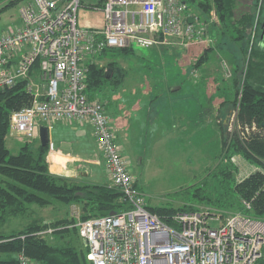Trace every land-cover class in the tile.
I'll list each match as a JSON object with an SVG mask.
<instances>
[{
	"label": "built area",
	"instance_id": "1",
	"mask_svg": "<svg viewBox=\"0 0 264 264\" xmlns=\"http://www.w3.org/2000/svg\"><path fill=\"white\" fill-rule=\"evenodd\" d=\"M21 1L19 24L0 35V90L25 79L32 102L11 113L8 135L31 140L41 126L50 131L58 121L88 122L106 161L110 185L118 187L122 201L130 205L118 213L78 219L90 263L257 264L264 255V219L200 206L177 211L165 220L147 208L145 194L116 142L104 102L91 98L86 90L88 64H98L96 56L106 49L134 43L146 47L200 43L199 21L188 3L103 0L101 6L93 5L103 12V26L84 28L78 24L82 0ZM238 109L227 121L229 130L236 128L241 135L257 130L255 123L242 128ZM48 146V152L55 149L50 137ZM240 157L231 156L238 171ZM257 169L253 165L241 179ZM242 202L251 207L249 201ZM54 230L48 227L36 234L45 236ZM16 258V264H33L24 250Z\"/></svg>",
	"mask_w": 264,
	"mask_h": 264
},
{
	"label": "trees",
	"instance_id": "2",
	"mask_svg": "<svg viewBox=\"0 0 264 264\" xmlns=\"http://www.w3.org/2000/svg\"><path fill=\"white\" fill-rule=\"evenodd\" d=\"M3 1L5 4L0 7V13L20 0H0ZM185 1L189 6L199 7L205 16L214 10L219 24L215 29L218 37L215 36L214 46L205 49L194 65L199 67L205 61L208 62L211 50L223 51L231 63L229 87L232 96L219 107V126L222 130L220 157L223 160L210 171L213 182L204 180L194 185L190 201L179 207L167 203H147V208L165 220L172 213L197 210L200 206H210L224 212L239 211L264 219V40L259 33L262 29L261 20L253 32L254 11L248 10L232 18L231 0ZM252 1L253 7L260 10L262 15L264 1ZM102 4L103 0H99L95 5ZM109 51L114 54L106 65L88 64L86 90L91 98L108 88L119 90L125 76L117 72L119 62L114 56L135 53L133 47H124L106 49L101 55ZM109 69L111 72L108 77ZM31 102L32 95L26 90L25 79L0 90V264H16V255L22 250L35 264H91L84 239L82 246H76L73 241L81 237L78 219L118 213L130 205L122 201L121 190L109 183L80 180L51 172L47 160L49 146L42 145L35 138L25 140L18 152H12L6 141L10 115ZM237 106V120L242 128L255 123L257 130L244 135L236 128L229 130L225 121L229 120V115ZM233 154H239L260 169L238 180V166L231 161ZM54 199L68 205H78L79 216L49 221L37 217L21 229L9 233L2 231L11 217L34 213V204L44 207L51 205ZM243 200L249 201L251 207L247 208ZM48 227L55 228L49 235L51 239L48 234H36ZM257 264H264V255Z\"/></svg>",
	"mask_w": 264,
	"mask_h": 264
},
{
	"label": "rangeland",
	"instance_id": "3",
	"mask_svg": "<svg viewBox=\"0 0 264 264\" xmlns=\"http://www.w3.org/2000/svg\"><path fill=\"white\" fill-rule=\"evenodd\" d=\"M21 3L20 0L0 13V35L19 24ZM98 3L99 0H82L78 11L79 26L84 28L103 26V12L93 6ZM4 4L5 1L0 2V7ZM231 8L232 18L238 17L248 10L254 11L256 17L255 26L252 28L253 32H255L254 29L258 25V21L261 20L260 27L262 29L259 33L264 40V6L262 15L260 10L253 7L252 0H231ZM190 11L199 21L198 26L201 28L202 39L200 43L195 44L196 46H183L175 43L168 46L160 45L161 47L157 45L146 47L134 43V54L115 53L114 56L119 62L118 71H116L125 76L119 90L164 91L167 93V100L183 102L179 108H183L184 112L191 114V121H186L184 129L179 130L183 133L173 132V129H170L169 132H173V135L176 136L165 137L161 144H151L156 139L150 137L145 147L143 145L138 148L141 152L139 156H142L143 162L136 166L135 172L134 170L133 172L138 177V187L144 192L146 202L151 205L167 203L179 207V205L190 201L189 196L194 185L200 184L204 180L213 182L210 171L223 160L220 157L222 130L219 126L221 119L219 107L222 102L232 96L229 87L232 72L231 63L223 51H217V53L215 50H211L208 62L205 61L199 67L194 65L205 49L210 45L214 46L215 36L218 37L215 29L219 24L214 10L205 16L199 7L191 5ZM113 54L112 51H109L105 55L96 56L97 63L106 65ZM182 80L186 84H183V89H178L183 83ZM187 80H189L188 83ZM113 93H116L115 90L112 91L108 88L97 94V97L106 103V111L110 109L107 102H112ZM165 108L161 114H164ZM207 108L210 112L206 111ZM173 116L174 113L168 117L167 127H175V124L178 123V114L175 118ZM172 118L174 121L176 120L175 124ZM224 118L226 119L227 116ZM232 128H235V123L232 124ZM54 132L53 136L56 139ZM35 139L37 142L40 141L39 133ZM25 140L27 139L9 135L6 138L8 146L14 153L19 151ZM238 161L242 167L240 171H236V178L239 180L245 170L249 171L253 165L244 160L242 156ZM32 208L34 213L11 217L2 231L9 233L21 229L37 217L55 220L61 217H78L80 212L78 205H68L57 199H54L51 205L40 207L34 204ZM49 238L51 239L50 236ZM73 241L76 246L83 245L82 237L75 238Z\"/></svg>",
	"mask_w": 264,
	"mask_h": 264
},
{
	"label": "crops",
	"instance_id": "4",
	"mask_svg": "<svg viewBox=\"0 0 264 264\" xmlns=\"http://www.w3.org/2000/svg\"><path fill=\"white\" fill-rule=\"evenodd\" d=\"M195 44L197 43L189 46L194 47L196 46ZM158 46L161 47L160 45ZM182 81L183 83L180 84L178 89L184 88L183 84L186 83H184V80ZM186 82L188 83L189 80ZM115 92L111 97L112 102H107L110 109L106 112L111 118L120 151L129 160L130 172L138 179L134 173L135 167L143 162L142 156H139L141 152L138 148L143 145L145 147L150 137L156 139L151 144H161L165 137L176 136L173 135V132L183 133L179 130L184 129L186 121H191V114L184 112L183 108H179L183 102L178 103L167 100V93L164 91L118 90ZM104 104L106 110V103ZM164 107H166L164 114H161ZM206 111H208V108ZM172 113H174L173 118L178 114V123L175 124L176 120L174 121L172 118L175 127H167L168 117ZM181 114L182 117H180ZM170 129H173V132H169ZM53 132L56 133V139L53 136ZM49 137L55 146V149L47 154L51 172L80 180L86 179L98 183H111L103 153L94 135L93 127L88 122H55L49 131ZM41 219L46 221L53 220L52 218ZM51 234H48V236Z\"/></svg>",
	"mask_w": 264,
	"mask_h": 264
},
{
	"label": "water",
	"instance_id": "5",
	"mask_svg": "<svg viewBox=\"0 0 264 264\" xmlns=\"http://www.w3.org/2000/svg\"><path fill=\"white\" fill-rule=\"evenodd\" d=\"M189 21L192 22V17L189 18ZM264 26V23H263ZM111 69H109L108 77L110 76ZM227 123V121H225ZM264 124V122H263ZM39 138L42 145H47L49 141V131L46 126H41L39 129ZM115 212H111V214H114Z\"/></svg>",
	"mask_w": 264,
	"mask_h": 264
},
{
	"label": "flooded vegetation",
	"instance_id": "6",
	"mask_svg": "<svg viewBox=\"0 0 264 264\" xmlns=\"http://www.w3.org/2000/svg\"><path fill=\"white\" fill-rule=\"evenodd\" d=\"M264 27V26H263Z\"/></svg>",
	"mask_w": 264,
	"mask_h": 264
}]
</instances>
